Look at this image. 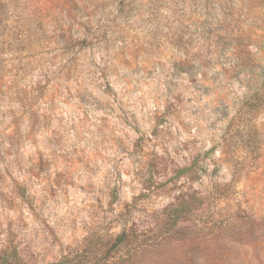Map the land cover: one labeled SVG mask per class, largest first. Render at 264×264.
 <instances>
[{
  "label": "rangeland",
  "instance_id": "obj_1",
  "mask_svg": "<svg viewBox=\"0 0 264 264\" xmlns=\"http://www.w3.org/2000/svg\"><path fill=\"white\" fill-rule=\"evenodd\" d=\"M14 251L264 264V0H0V261Z\"/></svg>",
  "mask_w": 264,
  "mask_h": 264
},
{
  "label": "trees",
  "instance_id": "obj_2",
  "mask_svg": "<svg viewBox=\"0 0 264 264\" xmlns=\"http://www.w3.org/2000/svg\"><path fill=\"white\" fill-rule=\"evenodd\" d=\"M22 192H23V190H21ZM186 210H185V208L184 207H182V205L179 207V208H176L174 211H172V217H171V219H172V222H173V224L178 220V218L185 212ZM175 212V213H174ZM172 224V225H173ZM125 239H126V235L124 234V233H122V235H120L116 240H115V242H114V244L112 245V247L113 248H116V247H118L121 243H124V241H125ZM15 251L14 252H10V254L9 253H7V254H5V255H3V257H2V259H1V261H0V264H15L14 262H13V260H12V258L11 257H13V256H15Z\"/></svg>",
  "mask_w": 264,
  "mask_h": 264
}]
</instances>
